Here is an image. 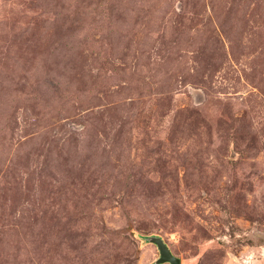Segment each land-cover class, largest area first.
Segmentation results:
<instances>
[{
    "label": "rangeland",
    "instance_id": "374dc122",
    "mask_svg": "<svg viewBox=\"0 0 264 264\" xmlns=\"http://www.w3.org/2000/svg\"><path fill=\"white\" fill-rule=\"evenodd\" d=\"M138 233L264 264V0H0V264H155Z\"/></svg>",
    "mask_w": 264,
    "mask_h": 264
},
{
    "label": "water",
    "instance_id": "95a60500",
    "mask_svg": "<svg viewBox=\"0 0 264 264\" xmlns=\"http://www.w3.org/2000/svg\"><path fill=\"white\" fill-rule=\"evenodd\" d=\"M143 240L153 243L156 246L158 257L154 261L155 264H180V259L172 253L169 246L160 235L153 234L144 236Z\"/></svg>",
    "mask_w": 264,
    "mask_h": 264
},
{
    "label": "trees",
    "instance_id": "16d2710c",
    "mask_svg": "<svg viewBox=\"0 0 264 264\" xmlns=\"http://www.w3.org/2000/svg\"><path fill=\"white\" fill-rule=\"evenodd\" d=\"M138 238L143 239V235H140V234L138 233ZM141 242H142V243H145V241H143V240H141Z\"/></svg>",
    "mask_w": 264,
    "mask_h": 264
}]
</instances>
